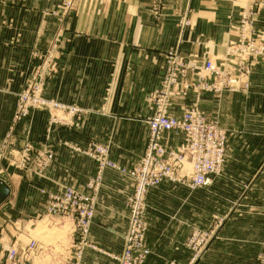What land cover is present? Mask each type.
<instances>
[{
	"label": "crops",
	"instance_id": "obj_1",
	"mask_svg": "<svg viewBox=\"0 0 264 264\" xmlns=\"http://www.w3.org/2000/svg\"><path fill=\"white\" fill-rule=\"evenodd\" d=\"M251 1L263 0H77L74 14L60 21L51 14L60 10V0H0V171L9 172L11 191L0 207V230L18 218L42 214L47 194L60 193L64 186L95 192L97 206L89 235L94 247L86 248L81 264H118L110 254H119L124 247L128 199L136 186L130 170L146 150V118L152 113L147 97L164 73L166 52L175 48L189 58L216 56L221 46L235 37L234 26ZM157 2L159 16L154 14ZM183 15L190 21L184 29ZM253 18L264 39V4ZM61 26L67 28L65 35L72 37V44L49 80L46 95L75 103L88 112L75 124L56 126L48 132V115L34 110L8 137L29 55L45 44L46 28L52 35ZM199 97L205 110L231 132L230 139L246 140L245 147L234 149L243 158L225 163L221 178L248 183L246 198L264 195V57L254 60L247 91L203 93ZM48 138L54 159L45 172L46 180L10 164V157L19 155L28 144L25 142L43 147ZM164 139L177 146L183 134L167 132ZM97 143L107 149L106 157L115 165L101 172L95 158ZM243 161H249L245 164L248 170L243 171ZM165 182L171 183L159 185ZM200 199L197 194L186 196L176 215L185 218L184 210L189 213L191 208L197 217L202 210ZM155 206L150 211L153 222L149 232L157 225L154 221L164 215V210ZM165 217L174 222L169 214ZM195 225L202 227L203 218L196 219ZM187 236L172 234L175 242L184 246H188ZM167 263L153 258L145 262Z\"/></svg>",
	"mask_w": 264,
	"mask_h": 264
},
{
	"label": "rangeland",
	"instance_id": "obj_2",
	"mask_svg": "<svg viewBox=\"0 0 264 264\" xmlns=\"http://www.w3.org/2000/svg\"><path fill=\"white\" fill-rule=\"evenodd\" d=\"M261 2L263 1H251V3L247 5L244 10H242L241 17L238 23H236V25L234 26L235 37H230L221 46L220 50L216 53V56L207 59H197L201 62L207 60H214L219 62L221 61V58L224 54H230L232 52V48L234 45L241 44L243 41V33L245 29V27L241 25L243 14L250 9V6L253 5L254 12L253 14H251V18L255 22V30L258 33L256 28V21L253 17L254 14L257 13L259 7L264 4V2ZM76 6L77 0H60V10L53 11L51 12V14H55L60 19V21H64L69 18V16H72L74 14ZM154 14H156V16H159L160 14L158 2L156 3ZM189 25L190 21L188 20L186 15H183L181 27L184 29ZM66 29L67 28H65L64 26H61L52 35H48L50 29L46 28L45 44L34 49L29 55L28 71L24 82V87L17 93L16 110L13 116L12 123L9 127L8 137L12 136V133L17 124L24 118L29 116L34 110H41L48 115V123L46 129L48 130V132H51L56 126L69 127L75 124V121L79 119L84 113L88 112L87 108L79 106L75 103L64 102L46 95V89L49 80H51L53 75L57 73L62 55L68 53L70 45L72 44V37L65 35ZM258 36L261 40L264 41L259 33ZM171 49L176 50L175 48ZM171 49H169L165 54L164 69H166L167 56ZM164 74L165 70L160 80L158 81L157 86L151 89L150 93L153 92L156 88H159ZM35 87H39V89L35 91H29V93L33 96L38 93L42 99L56 101L63 105L79 107L82 108L83 111L79 114L71 115L68 111H64L62 109H51L47 106L30 105L27 115L20 121L15 122L14 118L18 110L20 94L28 88L33 90L35 89ZM248 89L243 88L240 91H230L228 89H223V91L221 92L210 89L192 90L185 96L173 97L171 100L170 111L171 113L173 112L172 114L174 116L181 117L185 110L190 108H198L203 110L209 118L217 119L220 124L219 118L212 117L205 110V107L202 105L199 96L203 93L218 94L225 91L245 92ZM147 102L150 103L151 111L153 113V104L150 101V94L147 97ZM150 115H148L147 118ZM221 127L224 128L223 126ZM224 129L227 132L226 156L224 164L227 162L233 163L237 160H241L243 157H239V153H235L234 149L237 146L245 147L247 145L245 143L246 140L230 139L229 137L231 135V132L227 128ZM167 137L168 135H166V139L169 141ZM169 137L172 138V136L170 135ZM9 141L10 139H8L6 143H9ZM25 144L27 145L23 149H21L22 151L19 155L14 154L10 157V164L19 169L28 170L30 173L44 178L46 170L50 167L54 159V150L52 148L51 140L49 138L46 139L45 145L43 147H37L36 145H33L32 142L29 143L28 141L25 142L24 145ZM179 144L177 146H179ZM168 145L171 147L176 146L169 143ZM96 147L105 149L107 154V149L105 147L99 145L98 143L94 146L95 149ZM26 151L31 157V164L29 166V169L23 167L21 168V166H19L21 158ZM46 152H51L53 154V158L48 162L46 166H44L47 154L44 156H41V154ZM248 155L249 154H247L246 156ZM261 157L264 158L263 155H261ZM263 160L261 162H263ZM248 162L249 161H243L241 163L243 171L248 170V167L245 166V164H248ZM224 164L222 166L221 172L213 176L212 182L209 185L195 188L196 190L194 191L187 189L188 187L185 184L171 181V183L165 182L162 185H157L150 188L147 195L144 216L147 226L145 243L146 246L150 249V254L147 259L153 258V260H163L165 262H168L167 264H170L171 262L182 264L180 262H183L185 260V262L183 263L189 264L194 254L199 253L200 264H260L261 258L264 257V195L246 198V192L249 189L248 183L237 184L230 181L226 177L221 178ZM186 168L189 172L191 171V166L189 164H186ZM243 171L242 173H244ZM1 174H4L5 179L8 180V171L2 170L0 171V175ZM184 186L187 188H185ZM64 188L65 186L63 187L62 191L64 190ZM42 192H44V190H42ZM262 193L264 194V190H262ZM87 194H92L96 197L97 206V196L95 192ZM195 194H197L201 198L200 206L202 207V210H199L197 217L196 211L191 208H188L189 213H187V209L184 210L183 215L185 218H180L178 214L176 215V210L184 205L182 201L185 199V197ZM10 197L11 195L8 197V199ZM4 203H2L0 207ZM154 205H156L155 207L159 208L161 211L164 210V218L162 217L160 219H156L154 221V223L157 224L156 227H154L153 231L150 230L151 232H149V228L152 227L151 222H153L150 211L154 208ZM128 207L130 222L131 207ZM165 213L173 217L172 220L174 222L170 221L169 217L166 218ZM193 213H195V215ZM201 217L203 218L204 225L202 227L196 226V219H199L200 221ZM8 224L9 222L2 225L3 229L1 227L0 230V262L2 264L6 261V257L12 248L16 246L24 247L33 240H36L37 246L33 251H30V260L28 264H57L59 262H66L69 260V258H71V256L75 255V246L78 240L76 238V235L72 232L74 229L73 222L70 219H62L60 217L49 216L47 209V198L45 202V209L42 214L35 215L32 218H18L12 223V225ZM4 228L6 231H4ZM198 229L206 230L209 234V242L205 247H203L202 250H194L188 244L190 240L193 239L194 234ZM172 234H180L184 237L188 235L185 240L188 246L177 244L175 242L176 238H173ZM88 239L90 241L89 236Z\"/></svg>",
	"mask_w": 264,
	"mask_h": 264
},
{
	"label": "built area",
	"instance_id": "obj_3",
	"mask_svg": "<svg viewBox=\"0 0 264 264\" xmlns=\"http://www.w3.org/2000/svg\"><path fill=\"white\" fill-rule=\"evenodd\" d=\"M253 12L254 5L243 14L241 25L245 29L242 43L234 45L232 52L224 54L219 62L214 60L201 62L197 58L186 57L177 50L169 51L162 82L159 88L150 93L153 113L146 120L149 127L147 148L139 163L130 170L136 182V189L135 194L128 199L131 215L123 252L111 255L118 264H144L150 254V249L145 243L147 226L144 216L147 195L151 187L163 181H171L195 189L209 185L213 176L221 172L226 156V130L220 126L217 119L209 118L201 109L190 108L185 110L181 117H176L171 113L170 105L173 97L185 96L192 90L210 89L221 92L223 89L240 91L250 87L254 60L264 56V41L255 30V22L251 18ZM38 89L39 87L33 90L28 88L20 94L15 122L27 115L30 105L62 109L71 115L83 111L79 107L42 99L38 93L35 96L29 93ZM167 132L183 134L179 146L171 147L165 142ZM94 150L100 172L106 166H115L107 159L105 149L96 147ZM46 154L44 166L53 158L51 152L42 153L41 156ZM30 164L31 157L26 151L19 166L29 169ZM186 164L191 166L190 172ZM95 206L94 195L71 186H65L60 193L47 195L49 216L72 220L74 226L72 232L78 240L75 255L68 261L57 264H81L84 250L87 247H94L88 236L95 215ZM208 235L206 230L198 229L188 243L189 246L194 250H202L209 242ZM36 246V240H33L24 247L12 248L3 264H28L30 251ZM198 261L199 253H196L189 264H198ZM260 264H264V257L261 258Z\"/></svg>",
	"mask_w": 264,
	"mask_h": 264
},
{
	"label": "water",
	"instance_id": "obj_4",
	"mask_svg": "<svg viewBox=\"0 0 264 264\" xmlns=\"http://www.w3.org/2000/svg\"><path fill=\"white\" fill-rule=\"evenodd\" d=\"M11 195L10 188L8 187L7 180L5 175H0V205L8 200V197Z\"/></svg>",
	"mask_w": 264,
	"mask_h": 264
}]
</instances>
